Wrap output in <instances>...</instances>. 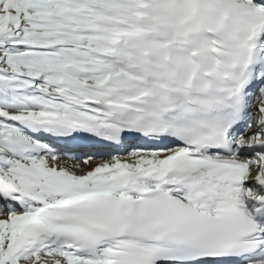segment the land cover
Masks as SVG:
<instances>
[{"label": "snow or ice", "instance_id": "1", "mask_svg": "<svg viewBox=\"0 0 264 264\" xmlns=\"http://www.w3.org/2000/svg\"><path fill=\"white\" fill-rule=\"evenodd\" d=\"M0 264H264V0H0Z\"/></svg>", "mask_w": 264, "mask_h": 264}]
</instances>
